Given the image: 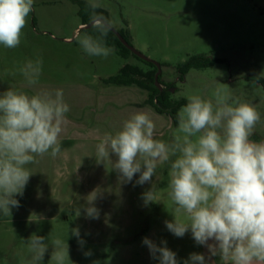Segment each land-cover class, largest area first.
Wrapping results in <instances>:
<instances>
[{"label":"rangeland","instance_id":"374dc122","mask_svg":"<svg viewBox=\"0 0 264 264\" xmlns=\"http://www.w3.org/2000/svg\"><path fill=\"white\" fill-rule=\"evenodd\" d=\"M77 2H80L78 4ZM112 27L129 44L160 65L159 83L172 84L173 102L191 95L212 99L216 88L252 103L261 121L250 137L264 142V87L248 76L264 78V0H99ZM89 0H34L33 11L14 49L0 45V94L8 88L33 94L40 89L63 90L69 105L67 123L60 134L62 151L37 156L26 167L32 173L19 208L0 214V264H25L31 258L22 238L33 233L60 238L69 245L68 264H159L143 244L147 237L157 245L167 242L183 264L191 253L208 257L205 246L191 232L176 237L165 221L184 220L169 196V165L160 163L151 183L122 180L113 169L115 157L98 163L96 146L105 133L120 130L134 112L149 114L156 124L155 139L170 143L178 125L147 103L148 92L136 86L108 84L126 64L142 71L153 68L141 59L116 52L107 58L88 56L77 42L90 28ZM219 60L204 69H191L183 78L178 66L191 57ZM42 60L39 82L29 86L19 69L28 61ZM12 73H15L13 75ZM184 106V105H183ZM181 108V107H180ZM179 111V110H178ZM182 135V134H181ZM175 159V157H171ZM154 185L155 200L145 205L142 194ZM96 195L99 219L87 218V200ZM80 208L77 217L75 209ZM79 227L83 247L69 228ZM211 242V241H210ZM162 246V245H161ZM91 251V256L84 253ZM51 247L42 264H49ZM209 264H225L219 256Z\"/></svg>","mask_w":264,"mask_h":264},{"label":"clouds","instance_id":"9594fccd","mask_svg":"<svg viewBox=\"0 0 264 264\" xmlns=\"http://www.w3.org/2000/svg\"><path fill=\"white\" fill-rule=\"evenodd\" d=\"M33 4L34 0H0V45L14 49L21 43ZM88 7L95 35H79L77 42L88 56L107 58L116 51L105 42L112 22L96 12L102 7L99 0H89ZM19 71L34 86L42 74V60H28ZM212 95L215 103L199 95L187 98L177 113L178 127L170 143L154 138L156 124L148 113L134 112L120 130L99 138L96 160L104 163L114 156L113 169L122 180L132 182L139 174L138 185L152 182L158 164L169 165V196L175 212L185 219L174 216L165 221L166 228L176 237L190 231L196 244L208 250L207 259L191 253L183 264H209L216 256L225 264H264V142L250 139L261 114L224 88H216ZM69 110L61 89L30 95L8 88L0 94V214L12 215V209L20 207L16 197L23 196L32 175L26 165L49 150L52 157L61 153L60 134ZM155 192L153 185L142 194L145 205L154 202ZM95 198L87 200V218L99 219ZM80 214L78 207L75 215ZM70 234L83 247L79 227L69 228ZM22 241L31 254L25 264H42L49 247V264L70 261L63 239L49 243V236L33 233ZM142 242L159 264H178L166 241L161 246L145 237Z\"/></svg>","mask_w":264,"mask_h":264},{"label":"trees","instance_id":"16d2710c","mask_svg":"<svg viewBox=\"0 0 264 264\" xmlns=\"http://www.w3.org/2000/svg\"><path fill=\"white\" fill-rule=\"evenodd\" d=\"M80 4V2H77ZM96 12L105 17V12L101 9H96ZM107 18V16L105 17ZM87 22L82 20L81 25H86ZM119 33L123 36V34L119 31ZM123 38L129 43V41L123 36ZM106 45L108 47H114L115 52L123 57L128 58L129 55H133L128 49H126L118 40V38L112 33L109 32L105 39ZM139 59L138 57H136ZM140 60V59H139ZM220 62L219 60L209 59L206 57L194 56L191 57L186 62L182 63L178 66L177 70L180 74V78L182 79L191 69H204L215 65ZM151 66L153 69L149 71H142L139 67L126 64L124 65L118 72L117 75L110 77L106 80L108 84H114L118 86H136L148 92L147 103L152 105L157 113L167 114L171 119L173 125H178L177 121V113L180 107L185 105L188 101H179L173 102L170 99V93L168 90L163 89V91H159L157 87H155L154 83V75L157 71L156 67L151 63H146ZM160 79V76H159ZM247 80L254 81L264 87V78L257 76H248ZM168 88L172 87V84L166 86Z\"/></svg>","mask_w":264,"mask_h":264},{"label":"water","instance_id":"95a60500","mask_svg":"<svg viewBox=\"0 0 264 264\" xmlns=\"http://www.w3.org/2000/svg\"><path fill=\"white\" fill-rule=\"evenodd\" d=\"M91 24L85 25L82 27V29H86V28H90ZM112 32L120 41V43L126 48L128 49L133 55H135L136 57H138L139 59H141L142 61L146 62V63H151L153 64L157 71L154 75V83H155V87H157L159 89V91H163V87L160 85L159 83V76L161 74V69H160V65L150 59H148L147 57H145L144 55H142L140 52H138L134 47H132L124 38L123 36L119 33L118 30H116L115 28L112 27V30L110 31ZM170 92H173V89L169 90Z\"/></svg>","mask_w":264,"mask_h":264},{"label":"flooded vegetation","instance_id":"af4514ba","mask_svg":"<svg viewBox=\"0 0 264 264\" xmlns=\"http://www.w3.org/2000/svg\"><path fill=\"white\" fill-rule=\"evenodd\" d=\"M163 89H166V90H170V89H172V88H168V87H163ZM170 92V91H169Z\"/></svg>","mask_w":264,"mask_h":264},{"label":"crops","instance_id":"0c3cea01","mask_svg":"<svg viewBox=\"0 0 264 264\" xmlns=\"http://www.w3.org/2000/svg\"><path fill=\"white\" fill-rule=\"evenodd\" d=\"M81 25V24H80Z\"/></svg>","mask_w":264,"mask_h":264}]
</instances>
